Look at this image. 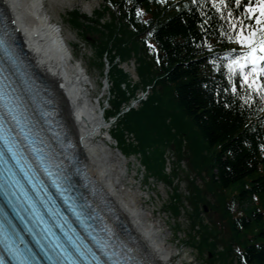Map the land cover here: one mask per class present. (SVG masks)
Wrapping results in <instances>:
<instances>
[{
	"label": "trees",
	"instance_id": "obj_1",
	"mask_svg": "<svg viewBox=\"0 0 264 264\" xmlns=\"http://www.w3.org/2000/svg\"><path fill=\"white\" fill-rule=\"evenodd\" d=\"M99 1L92 16L75 9L68 21L96 65H107L104 116L116 119L110 135L117 148L138 160L144 181L170 187L164 207L175 234L185 211L184 246L203 262L264 264V100L226 67L227 57L240 55L229 51L240 46L229 39V21L254 25L245 5L258 9V0ZM131 60L136 81L121 67ZM147 86L146 99L121 114Z\"/></svg>",
	"mask_w": 264,
	"mask_h": 264
},
{
	"label": "bare ground",
	"instance_id": "obj_2",
	"mask_svg": "<svg viewBox=\"0 0 264 264\" xmlns=\"http://www.w3.org/2000/svg\"><path fill=\"white\" fill-rule=\"evenodd\" d=\"M16 30L23 50L32 65L55 87L61 115L70 130L83 158V170L107 195L113 209L139 242L152 264H174L175 253L162 242L163 230L157 225L153 214L143 212L142 202L122 189V177L113 168L116 159L111 156L105 142L95 139L103 123L102 115L94 116L92 104L86 97L85 71L76 62H70V54L60 39V31L49 25L46 16L33 18L43 5L42 0H0ZM51 40H55V45ZM60 49L58 51V48ZM57 84V85H56ZM63 87L65 97L58 89ZM73 115L80 116L78 122ZM95 119H93V117ZM124 184V183H123Z\"/></svg>",
	"mask_w": 264,
	"mask_h": 264
},
{
	"label": "rangeland",
	"instance_id": "obj_3",
	"mask_svg": "<svg viewBox=\"0 0 264 264\" xmlns=\"http://www.w3.org/2000/svg\"><path fill=\"white\" fill-rule=\"evenodd\" d=\"M43 10L48 21L56 22L57 25L53 26L55 29H60V39L66 45L71 56L79 64L85 75L87 74V94L94 96V105H97V98L100 105L105 102L108 95L109 85H102L105 80L102 79L105 73L104 67L97 66V59L94 57L91 47L80 37L77 30L73 28L68 21V13L71 10L77 9L80 13L87 16L93 15V12L99 8V0H42ZM75 46H77L75 48ZM105 61V60H104ZM121 67L130 75L133 81H136V74L134 71L133 62H126L121 64ZM106 104V102H105ZM106 107L107 104H106ZM112 142V143H111ZM110 154L116 159L113 163V168L117 176L122 177V189L125 195L135 197L142 202L143 212L145 214H153L154 219L160 229L163 230V242L166 247H170L172 252L175 253V264H206L199 258L195 250L184 246L183 241L188 237L189 220L187 212L182 211L178 218L180 223L179 234H175L174 229V216L171 215L164 207L167 202L171 189L163 182L150 179L144 181V170L140 166L138 160L134 156L128 158L123 157L111 144L113 140L109 139ZM174 157L168 153L167 157V171L171 168ZM184 168V163L182 164ZM176 182V181H175ZM179 182V191L186 193V184L183 181ZM196 182L199 184L200 180ZM124 183V184H123ZM177 183V182H176ZM186 204V203H185ZM237 205H234L236 208ZM233 208V209H234ZM204 220L206 217L202 214ZM255 228L252 232H257ZM166 240L168 242H166ZM251 240V239H250ZM253 240V239H252Z\"/></svg>",
	"mask_w": 264,
	"mask_h": 264
},
{
	"label": "snow or ice",
	"instance_id": "obj_4",
	"mask_svg": "<svg viewBox=\"0 0 264 264\" xmlns=\"http://www.w3.org/2000/svg\"><path fill=\"white\" fill-rule=\"evenodd\" d=\"M220 2L223 3L224 0ZM235 2L239 6L241 0ZM258 5V9L252 7L250 3L245 5V11L248 13L246 19L254 20V25L245 24L240 18H236L235 23L229 21L232 29L229 39H235L243 51L234 58L227 57L226 67L229 69V75L235 74L240 77L241 86L246 84L264 100V79H261L264 77V0H258ZM137 13L140 14L139 10ZM249 99L252 97L250 96ZM21 264L25 262L21 261Z\"/></svg>",
	"mask_w": 264,
	"mask_h": 264
}]
</instances>
